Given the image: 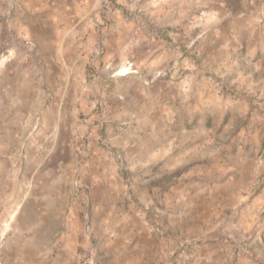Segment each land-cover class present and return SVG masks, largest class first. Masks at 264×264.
I'll return each mask as SVG.
<instances>
[{
	"label": "crops",
	"instance_id": "crops-1",
	"mask_svg": "<svg viewBox=\"0 0 264 264\" xmlns=\"http://www.w3.org/2000/svg\"><path fill=\"white\" fill-rule=\"evenodd\" d=\"M34 1L25 6L59 24L57 0ZM262 2L243 0L238 8L219 2L209 18L228 26L198 37L195 60L177 53L170 75L167 66L156 62V52L149 63L126 51L122 34L116 37V47L96 49L92 60L97 68L102 63V69L82 87L102 97L105 106L102 115H90L85 123L61 109L74 101L77 66L87 65L93 49L72 54L66 32L60 42L51 37L48 59L30 65V95L22 90L23 72L4 83L11 96L10 113L18 104L43 103L55 86L63 92L55 98L56 105L51 104L53 109L58 106L57 114L35 115L41 126L35 131L36 143L27 150L18 140L25 123L36 127L34 115H0V136L7 137L0 144V183L7 185L0 215L16 206L14 227H2L14 232L7 244L13 245L16 256L4 264H83L89 250L94 264H165L178 246L171 239L175 236H161L165 223L172 222L182 237L205 232L210 237L197 245L194 264H264ZM235 25H241V31ZM25 60L14 48L4 66ZM124 66L129 72L119 73ZM84 94L76 98L77 109ZM216 113L251 117L230 135V122L216 129L206 124L202 130L182 124L186 117L209 119ZM98 137L110 140L109 150L98 146ZM76 175L83 182L80 189L73 185ZM170 177L173 183H208L199 189L194 185V202L186 204L189 194L176 195L181 187L167 185ZM156 211L162 216L158 222L152 221ZM217 217L221 220L216 222ZM185 221L192 227L185 228ZM86 222L92 227L90 238L84 232Z\"/></svg>",
	"mask_w": 264,
	"mask_h": 264
},
{
	"label": "rangeland",
	"instance_id": "rangeland-1",
	"mask_svg": "<svg viewBox=\"0 0 264 264\" xmlns=\"http://www.w3.org/2000/svg\"><path fill=\"white\" fill-rule=\"evenodd\" d=\"M23 1L25 2L22 4L21 0H0V115H34V120L38 121L37 125L35 124L36 126H41V120L37 119L38 116L35 115L57 114L58 106H54L55 108L53 109L51 104L56 105L57 99L62 96L63 92H59L58 87L55 86L52 89L53 91H47L46 100L43 103L35 101L27 107L26 104H18V107L10 113L8 104L11 96L8 95L9 90L5 84L10 79L16 78L15 75L23 72L21 77L22 90L25 95H30L33 80V73L29 69L30 65L36 63L35 60L39 58H44V61L49 58L51 37H54V39L57 37V42H60L64 36L63 33L66 32V41L73 44L71 47L72 54L81 55L82 50L86 49V52H88L90 49H93V54L89 55L87 65L77 66L76 79L78 81L75 79L73 82L75 86L72 89L74 101H68L65 109H61L63 115H69L72 119L75 115H78L79 118L84 119L85 123L90 115H102L105 106L101 103L102 97L100 98L97 94H91L86 87H82V84L85 85L87 81L97 76L98 71L100 72V69H102V63L97 68V64H94L92 60V57L97 55L96 49L100 51L106 49L107 44H109V47H116V37L122 34L126 37L124 43L126 51H131L135 58L142 59V61H145L147 58L149 59L152 53L156 52V55L153 56L157 58L156 62L167 66L165 71L167 72L166 74L170 75L171 69L172 71L174 70L173 66L175 65L177 53L184 54L186 58L195 60L198 55V51L196 50L198 37L203 34L205 35L209 31L219 30V27L228 26L224 24L216 25L209 18L212 9L219 2L227 1L237 8L243 3V0H57L59 3L55 9L60 17L58 18L59 24H54L53 20H49V15L44 16V12L42 13L39 10V12L37 10L35 12V9L25 6L28 0ZM41 1L46 3L47 0ZM37 2L38 0H35L33 3ZM262 3H264V0ZM121 18H124L123 23L120 21ZM239 27L241 25H235L238 32L241 31ZM14 48L18 49V53L25 57L26 60L19 65L13 61L10 67L6 69L4 65L10 58L11 50ZM100 53L101 57L102 54ZM161 54H164L163 58L157 57ZM77 55H75V58L78 59ZM85 61L87 60L83 59V63ZM152 61L153 59H149L147 62L150 63ZM147 62H144V64H147ZM125 68L127 67H122L119 73L124 74L123 69ZM164 76L167 75L164 74ZM82 91L85 92L82 99L84 103L79 105L77 109L76 98L81 95ZM96 98H99L100 101L96 102ZM259 113L260 115H264V109L263 111L259 110ZM250 117L251 115H220L216 113L209 119L203 117V115L202 117L201 115L197 116V118L195 117L194 120L186 117L182 121V124L191 130H202L206 124H209L211 129H216L222 122H230L234 125L230 133H228L230 135L233 133V130L239 129L241 125L248 123ZM172 122L177 124L178 120L176 119ZM96 124H100V122L96 121ZM106 124V122L103 124L102 129L106 127ZM24 126H26V129L24 128L25 130H23L24 135L20 137L18 143L22 148L24 147L27 150L29 145L36 143L35 140L38 137L33 131L35 126L32 127L29 123H25ZM121 126L125 128L126 123H123ZM100 129L101 126L97 130L99 136H101L99 133ZM84 137L80 138L79 143H81V139L85 140ZM263 140L264 131L262 145L264 144ZM5 141H7V137L2 136L1 138L0 136V144ZM97 141L98 146L109 150L110 147L108 146H111L109 139L98 137ZM22 154L24 155L23 159H25V151ZM230 159L231 157L229 156L227 160L230 161ZM76 180L79 181L80 185L76 189H80L83 186V182L76 175L73 180L74 186ZM174 181L175 183H173V178L170 177L166 180V184L178 183L181 188L175 191V193L176 195L177 193L187 194V196L189 194L186 204L194 202L191 196L194 185H197L199 189L200 187H206L208 183L203 180L194 181L193 179L182 180L181 182L179 179H176ZM6 189L7 185L0 183V212L2 210V200L6 196V193H4ZM9 202L15 204L17 201ZM19 202L18 200L17 204ZM126 203L129 202L127 201ZM15 210L16 206L11 205L8 211H3L4 215H0L1 228L5 224L14 227L16 219L13 214ZM158 213L157 211L156 213H152V221L158 222L162 217ZM188 216L190 217L191 215ZM220 220V217L216 218V222ZM176 223H165L167 224V230L163 231L161 235L164 237L168 236V238L175 236V238L171 239L178 242L177 248L175 247V249L169 252L166 257L167 260H164V263L194 264L192 255L195 253L197 245L209 242L210 237L205 234L206 232L200 235H184L182 237L180 234H176V231L179 229V225ZM184 227L190 228L192 225L185 221ZM5 229H8V231L1 256L3 264L7 260L14 262L12 258L16 256V249H13V245L9 244V242L7 244L9 237L14 235V232L9 230L10 227L7 226V228L0 229V236Z\"/></svg>",
	"mask_w": 264,
	"mask_h": 264
},
{
	"label": "built area",
	"instance_id": "built-area-1",
	"mask_svg": "<svg viewBox=\"0 0 264 264\" xmlns=\"http://www.w3.org/2000/svg\"><path fill=\"white\" fill-rule=\"evenodd\" d=\"M39 129L38 126L34 127L33 131H37ZM75 184V187L76 188H79L80 185H79V181L76 180L74 182ZM8 229H5L4 232L2 233V235L0 236V264H3L2 262V253H3V250H4V247H5V242H6V233H7ZM85 235L87 237H91L92 236V227L90 225L89 222H86L85 224ZM83 264H94V257H93V252L91 250H89L86 255L84 256V261H83Z\"/></svg>",
	"mask_w": 264,
	"mask_h": 264
},
{
	"label": "bare ground",
	"instance_id": "bare-ground-1",
	"mask_svg": "<svg viewBox=\"0 0 264 264\" xmlns=\"http://www.w3.org/2000/svg\"><path fill=\"white\" fill-rule=\"evenodd\" d=\"M124 71H123V73L124 74H126L127 73V70H128V68H125V69H123Z\"/></svg>",
	"mask_w": 264,
	"mask_h": 264
}]
</instances>
